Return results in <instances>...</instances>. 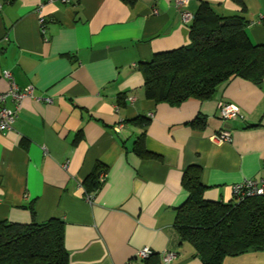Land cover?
Wrapping results in <instances>:
<instances>
[{"label":"crops","instance_id":"1","mask_svg":"<svg viewBox=\"0 0 264 264\" xmlns=\"http://www.w3.org/2000/svg\"><path fill=\"white\" fill-rule=\"evenodd\" d=\"M201 1L0 0V91L9 70L53 99L24 98L0 132V221L62 219L69 264H147L144 247L160 264H202L175 227L184 171L200 166L204 197L223 202L235 200L234 184L264 178V81L237 77L178 106L146 95L143 64L190 43L182 11L195 14ZM206 1L220 15H246L249 38L264 43V0ZM221 102L240 116L223 120ZM221 129L231 140L214 137ZM140 137L151 156L136 149ZM94 171L103 182L88 193ZM167 252L176 255L166 262ZM227 262L264 264V251Z\"/></svg>","mask_w":264,"mask_h":264},{"label":"trees","instance_id":"2","mask_svg":"<svg viewBox=\"0 0 264 264\" xmlns=\"http://www.w3.org/2000/svg\"><path fill=\"white\" fill-rule=\"evenodd\" d=\"M244 14L220 15L202 0L190 22V43L156 53L143 64L146 95L157 103L178 106L191 99L208 100L231 80L241 77L264 81V43L254 44ZM264 25V18H263ZM141 121L149 119L140 116ZM141 155L151 156L142 137L136 142ZM94 171L83 182L88 193L102 184ZM182 184L188 196L177 212L175 227L183 242L191 244L202 264H232L229 257L264 251V195L215 201L204 197L206 185L198 165L189 166ZM147 264H160L158 259ZM65 222L0 221V264H69Z\"/></svg>","mask_w":264,"mask_h":264},{"label":"built area","instance_id":"3","mask_svg":"<svg viewBox=\"0 0 264 264\" xmlns=\"http://www.w3.org/2000/svg\"><path fill=\"white\" fill-rule=\"evenodd\" d=\"M64 3H69L71 0H61ZM178 4H182L184 0H177ZM182 18L185 22H191L194 18V14L190 11L183 10ZM43 22V19L41 18ZM3 77L8 81L9 86L5 91H0V132L11 130L14 122L19 117V112L22 106L24 98L31 96L38 101L52 102L51 97H43L35 94L34 86L29 85L27 87H20L11 71L5 70ZM10 98L14 102L12 108L8 107L6 102ZM119 109V108H117ZM220 116L223 120H234L240 116V108L234 103L221 102L219 104ZM218 141H229L232 138L231 131L228 129H221L219 134L214 136ZM103 177V176H101ZM233 193L235 199L242 200L245 197L264 195V178L254 179L245 178L243 181L233 185ZM88 199H91L90 194L87 195ZM153 254V250L150 247H144L138 251V256L142 258H148ZM175 252H167L164 254V261H170L175 257Z\"/></svg>","mask_w":264,"mask_h":264},{"label":"rangeland","instance_id":"4","mask_svg":"<svg viewBox=\"0 0 264 264\" xmlns=\"http://www.w3.org/2000/svg\"><path fill=\"white\" fill-rule=\"evenodd\" d=\"M254 252V251H253ZM257 252H259V251H257ZM257 252H255V253H247V254H256ZM246 257L245 258H249L248 256H251V255H245Z\"/></svg>","mask_w":264,"mask_h":264}]
</instances>
